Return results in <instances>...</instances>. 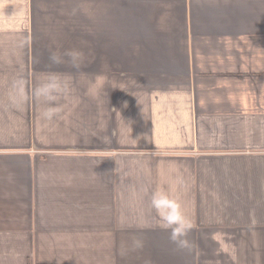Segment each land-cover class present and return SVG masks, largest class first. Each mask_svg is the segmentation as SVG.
I'll return each instance as SVG.
<instances>
[{"label":"crops","instance_id":"0c3cea01","mask_svg":"<svg viewBox=\"0 0 264 264\" xmlns=\"http://www.w3.org/2000/svg\"><path fill=\"white\" fill-rule=\"evenodd\" d=\"M0 264H264V0H0Z\"/></svg>","mask_w":264,"mask_h":264},{"label":"clouds","instance_id":"9594fccd","mask_svg":"<svg viewBox=\"0 0 264 264\" xmlns=\"http://www.w3.org/2000/svg\"><path fill=\"white\" fill-rule=\"evenodd\" d=\"M160 198L161 197H157V198H155V200L158 201ZM168 223L170 225L174 226L172 239H173L174 242H177V237L182 231V224H181V219H180V215H179L178 211H176V212H174L173 214L170 215V217L168 218ZM136 246L139 247V246H142V245L140 244L139 241H137L136 242Z\"/></svg>","mask_w":264,"mask_h":264}]
</instances>
